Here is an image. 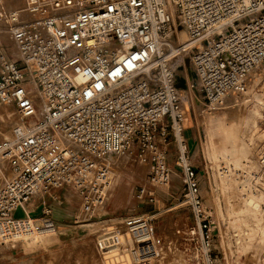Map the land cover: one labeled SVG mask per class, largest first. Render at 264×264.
<instances>
[{
  "label": "built area",
  "instance_id": "2783aa9c",
  "mask_svg": "<svg viewBox=\"0 0 264 264\" xmlns=\"http://www.w3.org/2000/svg\"><path fill=\"white\" fill-rule=\"evenodd\" d=\"M0 22L17 54L3 43L0 26V105L14 108L20 121L0 142V226L23 227L31 200L57 190L70 189L82 207L99 206L110 159L125 152L149 168L135 199L154 205L157 189L170 181L171 145L193 220L176 234L194 243L196 264H220L215 223L190 159L176 69L189 58L209 106L238 94L264 62V0H24L20 9H0ZM175 26L187 44L174 43ZM261 149L253 178L263 189ZM20 210L25 216L13 217ZM41 212L32 219L42 221L39 234L55 233L50 209ZM124 225L138 247H152L141 264L173 249L147 214Z\"/></svg>",
  "mask_w": 264,
  "mask_h": 264
},
{
  "label": "rangeland",
  "instance_id": "374dc122",
  "mask_svg": "<svg viewBox=\"0 0 264 264\" xmlns=\"http://www.w3.org/2000/svg\"><path fill=\"white\" fill-rule=\"evenodd\" d=\"M23 5L24 0H0V9L5 11L20 9ZM2 29H6L5 26ZM2 40L9 49L13 48L8 33L2 32ZM185 59L178 63L176 69L177 79L182 80L177 85L183 97L189 154L198 174L200 196L216 227L215 256L220 264H264V199L258 196L256 201L249 202L251 207L255 204L249 208L244 199L246 192L241 190V180L248 170L246 167L249 164L257 166V154L264 146V141L259 144L257 138L264 130V108L259 109L255 101L256 96H261L264 101V62L251 73L238 94L225 97L216 106H209L203 100L189 58ZM6 108L15 113L14 108ZM255 111L261 117L254 115ZM17 121L15 114L13 123L2 130L3 135ZM3 135H0V142ZM251 136H256V140ZM257 144L254 154L253 145ZM172 151L170 145L168 157H172V163L168 167L176 177L170 175L167 188L157 189L154 205L141 204L135 199L148 174V166L140 163L132 152L114 156L104 191L106 198L99 206L82 207L81 199L74 192L62 190L67 203L76 204L74 213L81 210L79 221L62 226L55 222V233H37L35 238L21 245L14 235L18 228L14 226L12 232L10 227L9 230L3 228L0 264H141V249L132 241L124 225L127 217L137 214L151 217L155 234L165 241L174 242L173 249L165 258L155 259L153 264H196L192 257L194 243H187L176 234L177 230L193 226V220L182 197V177L174 166ZM224 163L243 167L232 169L227 166L226 169ZM257 173L258 167L251 171V178ZM2 177L1 171L0 179ZM228 185H233V188L229 189ZM18 216L19 213L13 215ZM41 218L42 215L38 219ZM232 218L239 227L240 244L229 225Z\"/></svg>",
  "mask_w": 264,
  "mask_h": 264
},
{
  "label": "crops",
  "instance_id": "0c3cea01",
  "mask_svg": "<svg viewBox=\"0 0 264 264\" xmlns=\"http://www.w3.org/2000/svg\"><path fill=\"white\" fill-rule=\"evenodd\" d=\"M14 116H15V113L8 111L6 107H3L0 105V135L3 133L2 130L4 128H7V125L13 123ZM170 157H168L169 165L170 163H172V157L171 159ZM174 177H176V174H174L173 178ZM64 194L62 190H57V191H54L51 195L46 196L44 199L36 197L32 199L31 202L28 204L27 208L25 209V212L29 213L30 218L33 217V219H38L42 215L41 210L43 208V205H45L50 209L51 218L56 223L61 225L65 223H70L72 221L78 222L80 218L79 217L80 209L78 210L79 212L75 214L74 211L76 209V204L74 202L72 204L67 203V201L65 200ZM61 198H62V201L60 200ZM16 213H19L18 217L25 216V213L22 210ZM41 222L42 221H33L32 219H29L23 227L18 228L17 232L13 231L15 232L14 235H16L15 240L19 242V244L21 245L23 242H26V241H29L35 238L37 233H39L38 230H39V227H41L40 225ZM35 223H38L37 226L35 225ZM10 228L12 232V230H14V225L10 224Z\"/></svg>",
  "mask_w": 264,
  "mask_h": 264
},
{
  "label": "bare ground",
  "instance_id": "6f19581e",
  "mask_svg": "<svg viewBox=\"0 0 264 264\" xmlns=\"http://www.w3.org/2000/svg\"><path fill=\"white\" fill-rule=\"evenodd\" d=\"M0 26H1V22H0ZM3 30V29H2ZM3 33H6V29H4L3 30ZM173 40H174V43L178 46H180V45H185V44H187V42H188V38H187V36H186V34L182 31V30H180L179 29V27L178 26H175L174 27V31H173ZM11 49V54H13V55H16L17 56V54H16V52H15V49L14 48H10ZM187 59H185V57L183 58V61H186ZM187 62H185V65H184V69H186V67H188L187 66V64H186ZM175 80H176V86H177V88H178V90L180 91V88L178 87V83H180L182 80H178L177 79V74H176V76H175ZM180 93H181V91H180ZM263 95V94H262ZM264 97V96H263ZM225 98V97H224ZM223 98V99H224ZM222 99V100H223ZM256 100L255 101H257V104H258V106L260 107L259 109H263L264 108V101H262V98H261V96H256V98H255ZM226 102V101H225ZM256 103V102H255ZM4 107V106H3ZM254 107V106H253ZM253 113V112H252ZM255 114L254 115H258L259 117H261L260 115V113L259 112H257V111H255L254 112ZM253 116V115H252ZM185 122H186V115H185V111H184V122H183V125H184V127H185ZM20 124V121L18 120L17 122H16V124H14V126H17V125H19ZM13 126V125H12ZM13 126V127H14ZM12 127V128H13ZM186 128V127H185ZM1 135H3V133L1 134ZM256 136H257V134H256ZM256 136L255 137H252L251 136V138H254V140H256L255 138H256ZM257 138L259 139V144L261 143V142H263L264 141V130H262L260 133H259V135L257 136ZM253 140V139H252ZM249 142V141H248ZM251 142V141H250ZM255 142V141H254ZM252 144H253V141L251 142ZM259 144H257L256 146H254L253 145V149H254V154L257 152V147H258V145ZM261 150L262 149H260L259 150V152H258V154H257V156L259 157V154H261L260 152H261ZM122 155V154H121ZM257 157V158H258ZM113 160V157L110 159V162ZM251 162V161H250ZM225 164V166H226V169H227V166L228 167H230V168H232V169H241L243 166H238V167H235V166H233V165H231V164H228V163H224ZM233 164V163H232ZM249 164V163H248ZM248 164H245V166L246 165H248ZM258 159H257V166H258ZM111 165H112V163H111ZM257 166H255V167H253L252 165H250L249 164V166H247L246 168L248 169L247 170V173L245 172L244 174H245V177L241 180V186H242V191H244V192H246L245 193V195H244V199H245V202H246V204H247V206L249 207V208H253V206L255 205H253L252 207L249 205V202H254V201H256V199H257V197L258 196H260V197H262L263 199H264V190L263 189H261V188H259V185L257 184V182H259L258 181V179L256 178V177H254V178H251V171L253 170V169H255ZM0 174H1V162H0ZM110 174V173H109ZM224 174H225V172H224ZM171 176L173 177L174 176V173H172L171 174ZM252 177H253V175H252ZM108 178H109V175H108ZM233 183H235V182H233ZM223 186H224V188L225 189H227V186H226V183H224L223 184ZM166 188H167V186H165ZM228 188L230 189V188H233V185H228ZM247 188V189H246ZM246 189V190H245ZM247 194V195H246ZM243 199V200H244ZM262 202V201H261ZM240 202H238L237 204H239ZM263 203V202H262ZM251 204V203H250ZM236 205V204H235ZM257 205V204H256ZM231 206H233V205H231ZM258 206V205H257ZM235 207V206H234ZM256 207V206H255ZM255 210V209H254ZM258 210V209H257ZM80 213H81V210H80ZM243 213V212H242ZM229 225L231 226V228L234 230V234H235V237H236V241H237V243L238 244H240V236H239V233H238V231H237V229H239V227H238V225L236 224V222L233 220V218H232V221H229ZM9 227L10 226H8L7 227V230H9ZM255 227V226H254ZM3 226H0V240L3 238V235H1V233H2V231H3ZM251 228V227H250ZM252 230V229H251ZM259 234V233H258ZM257 239V238H256ZM259 244V243H258ZM262 245V244H261ZM264 245V244H263ZM262 245V246H263ZM254 247V246H253ZM258 247V246H257ZM261 247V246H260ZM139 248L141 249V254L143 255V260L142 261H144L145 259H146V257L145 256H148L149 254H151L152 253V247L150 246V245H147V244H145V245H141V246H139ZM249 248V247H248ZM259 249V248H258ZM253 254V253H252ZM255 256V255H254ZM151 258V257H150Z\"/></svg>",
  "mask_w": 264,
  "mask_h": 264
},
{
  "label": "water",
  "instance_id": "95a60500",
  "mask_svg": "<svg viewBox=\"0 0 264 264\" xmlns=\"http://www.w3.org/2000/svg\"><path fill=\"white\" fill-rule=\"evenodd\" d=\"M177 87V86H176Z\"/></svg>",
  "mask_w": 264,
  "mask_h": 264
}]
</instances>
